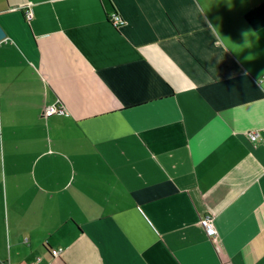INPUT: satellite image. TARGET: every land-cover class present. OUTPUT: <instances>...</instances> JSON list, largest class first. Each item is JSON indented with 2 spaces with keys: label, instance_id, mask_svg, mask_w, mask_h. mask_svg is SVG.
Returning <instances> with one entry per match:
<instances>
[{
  "label": "crops",
  "instance_id": "1",
  "mask_svg": "<svg viewBox=\"0 0 264 264\" xmlns=\"http://www.w3.org/2000/svg\"><path fill=\"white\" fill-rule=\"evenodd\" d=\"M0 27V264H264V0H0Z\"/></svg>",
  "mask_w": 264,
  "mask_h": 264
},
{
  "label": "built area",
  "instance_id": "2",
  "mask_svg": "<svg viewBox=\"0 0 264 264\" xmlns=\"http://www.w3.org/2000/svg\"><path fill=\"white\" fill-rule=\"evenodd\" d=\"M25 16H26V19L28 21H30L34 16L33 10L31 8L27 9ZM109 20L115 27L122 26L125 22V20L122 18V16L120 14H118L117 12H112L109 15ZM64 113H66V109L62 104H59V103L47 105L44 108V114L46 116H51L54 114H64ZM250 138L252 141H256L258 139V134L254 133L253 135L250 136ZM200 224H201L202 228L204 229L206 236L216 246V249L219 252H221V244H220L218 229H217L216 224H215L214 216L212 214H209V213L200 216ZM63 249L64 248H62V247L52 248L51 253L53 256H59L62 254ZM39 260H40V257H37L36 261H39ZM28 264H35V262H29Z\"/></svg>",
  "mask_w": 264,
  "mask_h": 264
},
{
  "label": "water",
  "instance_id": "3",
  "mask_svg": "<svg viewBox=\"0 0 264 264\" xmlns=\"http://www.w3.org/2000/svg\"><path fill=\"white\" fill-rule=\"evenodd\" d=\"M5 37V32L3 31V29L0 27V39Z\"/></svg>",
  "mask_w": 264,
  "mask_h": 264
}]
</instances>
